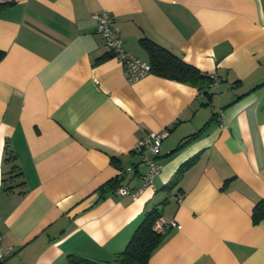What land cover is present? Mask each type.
<instances>
[{"label": "crops", "instance_id": "1", "mask_svg": "<svg viewBox=\"0 0 264 264\" xmlns=\"http://www.w3.org/2000/svg\"><path fill=\"white\" fill-rule=\"evenodd\" d=\"M6 2L0 235L12 253L2 264L109 261L154 207L176 227L150 264H264V217H252L264 202V0ZM102 11L131 55L148 63L147 39L212 83L201 90L151 73L127 82L95 31ZM160 130L162 168L142 187L135 148ZM115 178L142 188L121 196L106 187Z\"/></svg>", "mask_w": 264, "mask_h": 264}, {"label": "trees", "instance_id": "2", "mask_svg": "<svg viewBox=\"0 0 264 264\" xmlns=\"http://www.w3.org/2000/svg\"><path fill=\"white\" fill-rule=\"evenodd\" d=\"M12 2L0 3V13L12 6ZM141 47L147 52L150 72L158 77L177 81L180 83L190 84L203 90L212 83L213 79L206 73L201 72L196 67L184 62L178 56L172 54L169 50L147 40H140ZM4 52L0 51V60L3 58ZM108 56L111 57L110 53ZM201 133V131H199ZM198 135H192L187 138L176 150L181 149L186 143ZM195 158L185 162L175 173L171 179L169 187L176 185L183 172L190 167ZM121 179L115 178L106 184L108 189L117 190ZM162 217L158 208L154 207L148 210L141 220L140 224L130 237L125 249L114 255L109 261L94 260L80 257L77 255H69L70 264H150L151 253L163 240L166 228L162 232H156L153 226L157 219ZM253 221L256 222L264 217V202H259L253 209Z\"/></svg>", "mask_w": 264, "mask_h": 264}, {"label": "built area", "instance_id": "3", "mask_svg": "<svg viewBox=\"0 0 264 264\" xmlns=\"http://www.w3.org/2000/svg\"><path fill=\"white\" fill-rule=\"evenodd\" d=\"M92 18L96 23V33L102 38L111 57L116 58L121 64L127 82H136L151 73L149 63L131 55L124 49L123 41L119 36V29L114 26V18L110 12L102 11L93 14ZM166 136V130L151 131L136 145L135 152H138L141 163L146 166V172L141 176L142 187H154V177L160 173L162 168V164L158 161L159 150ZM140 189L131 191L127 187L121 186L116 190V193L121 196H131L134 198L139 193ZM167 226L174 228L176 227V223L174 220L162 216L157 219L153 229L156 232H162ZM11 253V247H4L1 245L0 235V264H2Z\"/></svg>", "mask_w": 264, "mask_h": 264}]
</instances>
